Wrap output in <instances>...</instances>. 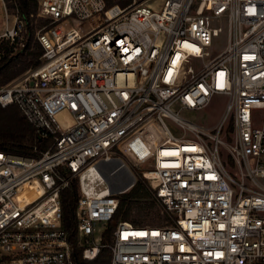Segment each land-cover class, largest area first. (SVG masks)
<instances>
[{"label": "built area", "instance_id": "2783aa9c", "mask_svg": "<svg viewBox=\"0 0 264 264\" xmlns=\"http://www.w3.org/2000/svg\"><path fill=\"white\" fill-rule=\"evenodd\" d=\"M36 3L39 63L0 84V105L45 144L0 149V264H75L73 187L86 259L106 247L109 264H264V0ZM1 4L0 42L13 43L26 23ZM213 93L227 97L213 125L181 114ZM132 168L170 222L119 220L102 241Z\"/></svg>", "mask_w": 264, "mask_h": 264}, {"label": "trees", "instance_id": "16d2710c", "mask_svg": "<svg viewBox=\"0 0 264 264\" xmlns=\"http://www.w3.org/2000/svg\"><path fill=\"white\" fill-rule=\"evenodd\" d=\"M113 1L108 0L109 3ZM127 1L122 0L124 3ZM6 2L13 11L16 10L19 16L24 19L27 27V36L22 46L16 51H13L14 44L7 46V44L0 42V49L2 50V54L0 55V84L8 82L23 69L37 65L39 63L38 57L42 52V47L33 38L34 31L29 23L31 14L37 11L36 0H6ZM32 40L34 41L32 42ZM18 57L24 58L25 63L23 67L17 71L9 70V66ZM6 106L0 105V107ZM9 116L6 125L0 127V149L21 155L38 154L33 151V148L37 146L39 150L42 149L45 144L44 141L37 136L33 127L21 113L19 114L13 110ZM145 180L142 176L137 177L134 185L129 190L120 194L117 209L105 223L104 229L101 232L102 241H111L112 231L119 220H127L134 226H144L139 221L131 219L129 217V211L133 199L154 197L151 188H149ZM76 198L75 187L66 189L62 193L63 224L69 233V241L75 264H109V251L106 247L100 248L96 257L92 259H86L82 256V247L79 245L77 234V219L75 214ZM102 255H104L103 260L100 259Z\"/></svg>", "mask_w": 264, "mask_h": 264}, {"label": "rangeland", "instance_id": "374dc122", "mask_svg": "<svg viewBox=\"0 0 264 264\" xmlns=\"http://www.w3.org/2000/svg\"><path fill=\"white\" fill-rule=\"evenodd\" d=\"M4 1H5L7 12H8V16L6 20L8 21L9 25H12V23L14 22L13 13H15L16 10L13 11V9H11L8 6L6 0ZM133 1H135L136 3L138 2L151 3L153 7H160L163 2V0H133ZM36 12H33V15H31L30 22H29L32 30L34 31V34H35V31L43 24V22H41L43 20L41 19L39 15H37ZM3 19H4V10L2 8V4L0 0V31L3 29V26H4L2 23ZM26 36H27V27L25 25V27L21 31L18 32V36H16L13 43L6 42L4 41V39L3 41H1V43H5L7 44V46H9V44H14L13 51H16L18 48L22 46V43L24 39L26 38ZM221 39H222L221 36L215 37L214 41L212 42V45L208 46L207 49L210 52H212V50L217 51V47H219V45L222 43ZM33 41L34 40H32V42ZM23 59L24 58L22 57H18V59H16L9 66V70L17 71L19 68L23 67L25 63V60ZM28 68L29 67L23 69L21 72L15 75L11 80H16L17 78H19L21 74ZM226 103H227L226 95L221 94V93H213L210 96L208 102L202 107L192 108V109L182 108L181 114L185 118L197 124H201L204 126H211L218 120V118L222 114L224 108L226 107ZM13 110H15L17 113L20 114L18 108L14 104H10L6 107H0V127L6 125L7 118L10 117L9 115L11 114ZM132 169L136 172L134 168ZM137 173L138 172H136V174ZM137 177H139L138 174H137ZM145 182L149 186V188H151L149 182L147 180H145ZM129 217L131 219H135L139 221L141 225L162 226L170 222V216L165 211L162 204L154 197H149L147 199H144V198L133 199L131 206H130ZM101 228H102V224H99L98 229L101 230ZM98 238H99V235L97 236V239ZM100 259L103 260L104 255H102Z\"/></svg>", "mask_w": 264, "mask_h": 264}]
</instances>
